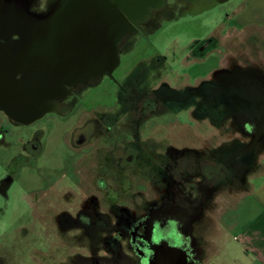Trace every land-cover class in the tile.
<instances>
[{
    "label": "flooded vegetation",
    "instance_id": "af4514ba",
    "mask_svg": "<svg viewBox=\"0 0 264 264\" xmlns=\"http://www.w3.org/2000/svg\"><path fill=\"white\" fill-rule=\"evenodd\" d=\"M49 1L38 2L35 11L44 12ZM215 1L161 0L146 8L142 20L130 23L132 33L117 42L118 60L130 38L149 37L161 20H174L183 9L198 12ZM213 45L212 38L193 41L174 67L163 55L122 71L119 62L111 72L66 87L65 97L52 102L53 112L27 123L0 111L1 199L8 200L19 184L22 167L37 164L47 151L50 165L59 169L51 178L37 176L31 194L54 201L47 209L54 229L76 232L73 246L90 249L72 254V264H156V255L169 249L182 255L184 264H201L205 253L198 230L205 213L246 192L250 163L264 156L259 51L255 60L245 53L218 57ZM211 56L217 58L215 66L191 70ZM103 81L112 88V102L105 105L111 111L99 114L94 96L81 97L99 91ZM83 106L91 109L79 111ZM182 117L209 122L227 147L184 144L183 130L177 129L182 124H175ZM169 127L176 131L174 139ZM51 170L42 167L43 173Z\"/></svg>",
    "mask_w": 264,
    "mask_h": 264
},
{
    "label": "rangeland",
    "instance_id": "374dc122",
    "mask_svg": "<svg viewBox=\"0 0 264 264\" xmlns=\"http://www.w3.org/2000/svg\"><path fill=\"white\" fill-rule=\"evenodd\" d=\"M246 1L216 0L205 10L200 9L192 13L183 9L181 10L183 13L178 14L174 20H161L159 27L150 33L149 37L138 35L128 40L124 52L119 57L120 70H126L127 67L155 55L166 56L168 65L174 67L193 41L209 38L214 41L213 53L218 57L225 53H231L232 57L245 53V56H248L246 59L255 60V53L259 51L258 60L264 64V27L245 28L235 21V16ZM38 2L40 6H44L46 0H38ZM216 64L217 58L211 56L208 60L194 64L191 70L204 72ZM110 87L107 81H103L99 85V91L84 93L81 100L90 94L99 105V114L110 112V106H105L112 102ZM101 105H104L103 108ZM88 109L91 108L83 106L79 111L87 112ZM90 112L96 113L98 110ZM56 119L62 120L63 117ZM68 119L71 125L73 118ZM177 123L182 124L177 129L183 130L181 131L184 144L199 148L227 147L224 136H218L216 131L219 130L216 128L214 131V127L207 121L196 123L182 117L175 124ZM62 127L64 122L61 123L60 128ZM185 129L190 134H186ZM168 130L173 138L176 131L171 130L170 127ZM175 140L180 143L179 138ZM62 155L63 152L60 150L55 156L59 159ZM51 156L52 153L46 151L36 161L37 164L30 163L27 164L29 166L24 165L22 169L20 168L19 184L10 192L9 199H1L0 196V261L3 264H72L73 255L79 256L90 251L73 246L76 241L72 235L75 236L76 232H72L70 236L54 229L52 218L47 215V209L54 201L31 194L32 183L38 179L37 176L51 178L57 173L56 169L59 168L49 163L48 157ZM42 161L44 163H41ZM252 161L249 177L258 176L263 168L258 161ZM45 165L51 166L53 170L43 173L42 167ZM88 172L90 173V169ZM2 173L3 170L0 168V175ZM250 187L251 185L247 183L246 189L249 190ZM243 194L226 197L225 201L222 200L217 204L216 212L205 213L199 226L200 231L198 230V241L205 253L201 264H264V244L258 241L260 236L250 230L261 221V218L256 220V216L263 209L251 196L243 197ZM56 203L60 204L57 201ZM220 208L222 211L218 212ZM66 241L70 242V247ZM103 252L105 251L100 249L99 255L103 256Z\"/></svg>",
    "mask_w": 264,
    "mask_h": 264
},
{
    "label": "water",
    "instance_id": "95a60500",
    "mask_svg": "<svg viewBox=\"0 0 264 264\" xmlns=\"http://www.w3.org/2000/svg\"><path fill=\"white\" fill-rule=\"evenodd\" d=\"M160 2L50 0L39 13L38 0H0V111L23 123L53 112L66 87L118 65L117 42ZM155 259L184 264L173 249Z\"/></svg>",
    "mask_w": 264,
    "mask_h": 264
},
{
    "label": "crops",
    "instance_id": "0c3cea01",
    "mask_svg": "<svg viewBox=\"0 0 264 264\" xmlns=\"http://www.w3.org/2000/svg\"><path fill=\"white\" fill-rule=\"evenodd\" d=\"M235 21L241 27L261 28L264 27V0H247L245 5L235 16ZM263 165L262 171L258 176L252 177L248 180L250 189L243 194V197L251 196L263 209V211L256 216V220L261 218L257 226L251 228L252 233L258 234L260 238L258 241L264 244V156L260 162Z\"/></svg>",
    "mask_w": 264,
    "mask_h": 264
}]
</instances>
